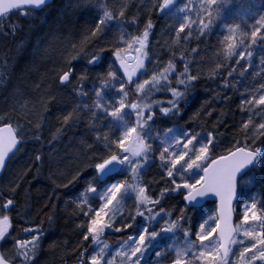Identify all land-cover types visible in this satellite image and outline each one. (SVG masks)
Returning <instances> with one entry per match:
<instances>
[{"label": "snow or ice", "instance_id": "1", "mask_svg": "<svg viewBox=\"0 0 264 264\" xmlns=\"http://www.w3.org/2000/svg\"><path fill=\"white\" fill-rule=\"evenodd\" d=\"M50 3L51 0H0V13L23 7L29 10L24 13L28 15L43 11ZM232 3L233 0H148L141 5L146 15L141 29V9L131 14L128 0H60L56 18L47 36L38 39L34 54L42 62L52 61L51 44L40 45L48 37L57 43L67 39L62 49L63 64L51 69L50 77L45 74L39 82H33L31 89L27 80L38 66L32 60L21 69V82L9 98L15 121L11 114L0 117V172L21 151L29 133L32 140L42 141L45 116L55 100L54 89H70L77 102L58 117L60 126L52 134V141L74 125L84 123L85 118L91 135L81 137L77 144L70 179L60 171L67 156L56 153L49 159L52 174L61 181L57 188H67L85 178L83 189L71 201L73 214L81 218L76 226L79 239L72 251L76 264H264V199L257 202L250 198V203L243 204L239 219L233 220L240 178L264 160V82L240 92L238 107L241 113H247L238 130L243 140L222 154L213 151L215 131L201 137L199 132L174 123L166 127L158 124L161 118L172 120L179 116L181 105L188 102L203 75L199 67L192 71L199 45H189L193 38L199 41L211 34L217 24L222 25L224 35L213 52L215 59L207 68V79L219 78L224 89L238 90L239 81L231 82L230 78L234 74L244 77L250 69H258L253 70V77L264 80V54L259 56L258 64L253 61L257 48L264 52V0L260 5L254 0L241 4L235 11L230 8ZM86 9L94 10L96 15L90 25L84 22L88 26L81 28L82 39L74 43L70 37ZM153 14L174 21L169 26L174 35L166 61L159 56L153 60L156 54H150ZM226 20L232 22L224 23ZM132 28L137 31H129ZM10 30L14 33L15 25ZM109 33L111 39L95 47ZM89 47L94 50L87 51ZM108 47L114 62L95 76L88 68L77 74L71 66L81 55L88 58V65L99 64ZM177 61L182 62V68ZM90 79L91 88L87 87ZM5 82L6 77L0 73V84ZM157 94L162 98L157 99ZM42 160V155H35V161ZM154 165L159 169V179L146 181ZM160 184L163 186L156 191L154 186ZM18 189L16 182L6 190L0 189V264H37L43 229L33 220H26V213L21 214L17 208ZM172 193L182 195L184 204L178 211L162 206ZM209 195L218 198L217 214L193 229L192 214ZM48 207L55 205H44ZM13 211L17 224L29 226H14L10 215ZM138 218L143 220L142 225L137 224ZM48 222H54L53 214L48 215ZM130 230L132 234L114 250L103 240L106 234ZM168 237L171 243H162ZM149 250L154 252L150 261ZM233 257L238 258L233 261Z\"/></svg>", "mask_w": 264, "mask_h": 264}, {"label": "trees", "instance_id": "2", "mask_svg": "<svg viewBox=\"0 0 264 264\" xmlns=\"http://www.w3.org/2000/svg\"><path fill=\"white\" fill-rule=\"evenodd\" d=\"M147 2L148 0H144L143 3ZM248 2H253V0H233L230 8L235 11L241 7V4H247ZM143 3L140 0H128L131 14H134L138 8L141 9V29L143 21L146 19V15L141 8ZM254 3L260 5L261 0H254ZM59 4L60 0H53L48 8L43 11L31 12L28 15H24V13L29 10L21 7L0 17V73H3L6 77V82L0 84V117L11 114L13 122L15 121L16 114L11 111L12 101L9 98L13 90L21 82V69L29 61L34 60L38 66L37 70L32 71L28 77L27 84L29 89L32 88L33 82H39L45 74L50 77L52 75L50 70L63 64L64 55L62 54V49L67 46V39L62 43H57L52 37H48L47 42L40 45L41 47H49V43L51 44L52 51H50V55L53 57L52 61L42 62L40 57L34 54L38 39L43 40L47 36L49 27L56 18ZM95 15L96 13L92 9H86L82 13L81 19L73 29V34L70 37L72 42L77 43L82 39L81 28L90 25ZM163 18V15H152L155 25L152 34H155ZM85 21L88 22V25H85ZM168 21H170V25L174 24L171 19H168ZM230 22L232 21H224V23ZM251 22L249 20V23ZM12 25H15L16 28L14 33L10 30ZM129 31L135 32L137 30L132 28ZM64 35L65 37L69 36L68 33H64ZM173 35L174 32L170 28L167 38L161 44H157V48L162 52L161 57L165 60L170 56L168 46ZM223 35L222 25L217 24L211 34L201 38L199 41L193 38L189 47L199 45V53L194 58L197 61L196 64H212L215 59L213 52L218 48L219 40L222 39ZM110 39L111 33L103 36L101 45H96L95 47L103 46V41ZM93 50L94 48L92 47L87 49L89 52ZM261 54H264V52L261 51ZM177 56H179V51H177ZM259 56L253 60L254 64H258ZM188 58L193 59L192 56ZM87 59V57L81 55L72 61L71 66L75 68L77 74H79L80 70L88 68L92 75L95 76L97 72L106 69L109 64H112L115 58L112 55L111 47H108L99 64L88 65ZM177 62L178 67L182 68V62ZM253 70L258 69H250L244 77L234 74L230 78L231 82L239 81L238 90L224 89L221 87V79H207V71L203 72L201 79L194 87V91L190 94L188 102L181 105L179 116L174 117L172 120L161 118L158 120V124L163 127L166 125L165 120H167L171 125L174 123L184 129H191L200 134L207 135L209 131H215L216 147L213 151L216 154H222L229 148L235 147L238 140H243L242 134L238 131L240 121L247 118V113H241L238 107L242 99L240 92L246 87L253 88L264 82L260 77H253ZM224 75H226V72ZM91 86L92 80L90 79L87 87L91 88ZM31 95L34 96L35 92L33 91ZM54 95L55 100L49 105L50 112L45 116L46 123L43 127L42 141L36 142L32 140V134L29 133L21 151L10 160L0 181V189L6 190L10 183H18L19 189L15 196L17 208L21 214L26 213V220H33L35 225L42 227V251L39 256L40 263L38 264H76L72 251L79 239L80 234L76 226L81 222V218L73 214L74 205H72L71 201L83 189L85 178L69 185L67 188H57L56 185L61 181L52 174L54 169L49 158L56 153H59L60 157L67 156L68 159L60 166V171L70 179L73 166L76 163L72 157L78 152L77 144L81 137L90 136L91 133L88 131L85 118L84 123L74 125L72 128L67 129L62 137L52 141V134L60 126L58 117L70 111L77 102V99L70 94V89L56 88L54 89ZM156 98L162 97L157 94ZM197 113L198 115H196ZM21 123H23V120H21ZM49 141H52L51 144H49ZM36 154L42 155L43 160L35 161ZM154 169L158 172L156 174V179L158 180L159 169L155 165L149 170V175L153 179ZM249 173L253 174L254 180L251 186L240 188V197L236 205L237 219L241 215L239 212L240 208L245 202L250 203V198H255L257 202L264 199V160H261L258 166ZM88 175H91L90 170ZM64 182L66 183V180ZM160 185L161 187L163 186L162 184ZM45 204L55 205V208H44ZM183 204L182 195L180 193H172L165 198L162 206L166 209L172 208L178 211ZM202 210H207V216H209L210 213L216 210L215 202H207L203 206L198 207V211L192 214L191 226L193 229L198 223L197 215ZM49 214L54 215V222L51 224L48 222ZM10 215L14 218V226L17 228L29 226L28 224L20 225L16 223L15 211L11 212ZM138 221L140 223L142 219H138ZM129 233L130 231L124 234H117V236L108 234V237L113 241H117V239H125Z\"/></svg>", "mask_w": 264, "mask_h": 264}, {"label": "rangeland", "instance_id": "3", "mask_svg": "<svg viewBox=\"0 0 264 264\" xmlns=\"http://www.w3.org/2000/svg\"><path fill=\"white\" fill-rule=\"evenodd\" d=\"M140 2H144V0H140ZM181 2H183V0H181ZM137 11H135L134 12V14L136 13ZM164 16V15H163ZM172 21V20H171ZM170 21H168V19H167V17L166 16H164V18H163V20H162V22H161V24L159 25V27L157 28V30H156V32H155V34L153 33L152 34V36L150 35V54H152V53H155L156 55H153L152 56V59L153 60H155L156 58H157V56H159L160 58H162L163 59V57H161V50L160 49H158L157 48V44L159 43V44H161L166 38H167V36L169 35V32H170ZM156 48H157V50H156ZM260 52H261V49L260 48H257L256 49V52H255V55H254V57H253V60L254 59H256L259 55H260ZM163 60H165V59H163ZM166 61V60H165ZM212 65V64H211ZM210 64H194L193 65V67H192V71L193 72H195L196 70H197V67H199L200 69H202L203 70V72H206L207 71V68L208 67H210L211 66ZM149 67H151V65H149ZM165 126H163V127H166V126H171V124H169V122L167 121V120H165ZM204 136H206V134H201V137H204ZM29 156V155H28ZM150 170V169H149ZM149 173L150 172H148V174L145 176V180L146 181H150V180H152L151 179V176L149 175ZM156 174H158V172H157V170L156 169H154V177L156 178ZM253 174H251V173H247L243 178H242V180H241V184H240V188H242V187H249V186H251L252 185V183H253ZM155 187V189H156V191H158L159 190V187H161V185H155L154 186ZM129 203V205H131V203H132V201H129L128 202ZM170 209H172V208H170ZM236 211H237V208H236ZM239 212H240V214L242 215V212H243V205H242V207L240 208V210H239ZM208 215V212H207V210H202V211H200L199 213H198V215H197V219H198V223L199 222H202L204 219H207L209 216H215L216 215V210L215 211H213L212 213H210L209 214V216H207ZM240 215V216H241ZM139 219V218H138ZM239 219V218H238ZM237 218H236V221L238 220ZM139 220H141V219H139ZM139 221H137V224L138 225H142L143 224V220L140 222V223H138ZM198 223L196 224V226H195V228H197L198 227ZM194 228V229H195ZM15 234V233H14ZM109 234H112L113 236H117V234H113V233H109ZM129 234H132V231L130 230V233ZM128 234V235H129ZM111 235V236H112ZM110 236V235H109ZM177 237L178 238H180V239H182V235L180 234V233H177ZM103 240H105L107 243H108V245H109V248L110 249H115V247H117L118 246V244H119V242L121 241V240H118L117 239V241H113L112 239H110L109 237H108V234H106L104 237H103ZM164 242H166V243H171V238L170 237H168V238H166L165 239V241H163L162 243H164ZM158 250V249H157ZM239 250L237 249V252H238ZM153 257H154V252L152 251V250H149V252H148V254H147V260H152L153 259ZM238 257H233L232 259H233V261H235L236 259H237ZM40 261V259H38V262H37V264L38 263H40L39 262Z\"/></svg>", "mask_w": 264, "mask_h": 264}, {"label": "water", "instance_id": "4", "mask_svg": "<svg viewBox=\"0 0 264 264\" xmlns=\"http://www.w3.org/2000/svg\"><path fill=\"white\" fill-rule=\"evenodd\" d=\"M51 2H53V0H51ZM13 10H15V9H11V10H9L8 12H11V11H13ZM8 12H6V13H8ZM6 13H0V17H1L2 15L6 14ZM9 162H10V161H9ZM9 162H8V164H9ZM8 164H7V166H8ZM6 168H7V167H6ZM6 168H5V170H6ZM5 170H3L2 172H0V181H1V179H2V176H3L4 172H5ZM246 174H247V173H246ZM243 176H244V175H243ZM243 176H242V177H243ZM242 177L240 178V181H241ZM239 196H240V184L238 185V194H237V197H236V199L233 201V209H234L233 220H234V221H236V204H237V201H238V199H239ZM207 202H215V204H216V209H217V207H218V198H215V197L212 196V195H209L208 197L204 198V199L201 201V203H200V205H199L198 207L203 206V205L206 204ZM216 213H217V212H216Z\"/></svg>", "mask_w": 264, "mask_h": 264}]
</instances>
